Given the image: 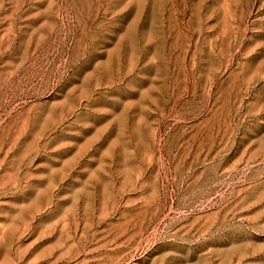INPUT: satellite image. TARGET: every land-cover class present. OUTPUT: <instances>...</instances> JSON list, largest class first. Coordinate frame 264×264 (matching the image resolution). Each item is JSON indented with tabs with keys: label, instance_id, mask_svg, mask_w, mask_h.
<instances>
[{
	"label": "rangeland",
	"instance_id": "obj_1",
	"mask_svg": "<svg viewBox=\"0 0 264 264\" xmlns=\"http://www.w3.org/2000/svg\"><path fill=\"white\" fill-rule=\"evenodd\" d=\"M0 264H264V0H0Z\"/></svg>",
	"mask_w": 264,
	"mask_h": 264
}]
</instances>
